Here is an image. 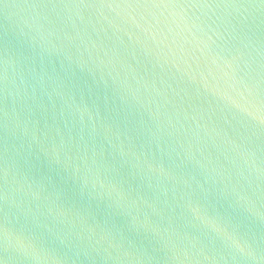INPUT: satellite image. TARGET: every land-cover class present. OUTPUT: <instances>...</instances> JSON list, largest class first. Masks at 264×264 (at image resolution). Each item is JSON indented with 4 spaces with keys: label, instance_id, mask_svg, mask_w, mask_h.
Masks as SVG:
<instances>
[{
    "label": "water",
    "instance_id": "95a60500",
    "mask_svg": "<svg viewBox=\"0 0 264 264\" xmlns=\"http://www.w3.org/2000/svg\"><path fill=\"white\" fill-rule=\"evenodd\" d=\"M0 264H264V0H0Z\"/></svg>",
    "mask_w": 264,
    "mask_h": 264
},
{
    "label": "clouds",
    "instance_id": "9594fccd",
    "mask_svg": "<svg viewBox=\"0 0 264 264\" xmlns=\"http://www.w3.org/2000/svg\"><path fill=\"white\" fill-rule=\"evenodd\" d=\"M205 226L210 229L212 232L216 233L222 238V240L229 246L234 247L237 251H243L240 247V244L237 240V237L233 231H229L228 227L223 224L217 217L214 216H205L202 218ZM20 238L13 237V241H19ZM41 250L29 237H23L20 247V251L24 254H35Z\"/></svg>",
    "mask_w": 264,
    "mask_h": 264
}]
</instances>
